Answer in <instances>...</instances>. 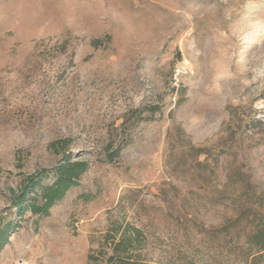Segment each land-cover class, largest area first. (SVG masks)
Returning a JSON list of instances; mask_svg holds the SVG:
<instances>
[{
    "label": "rangeland",
    "instance_id": "1",
    "mask_svg": "<svg viewBox=\"0 0 264 264\" xmlns=\"http://www.w3.org/2000/svg\"><path fill=\"white\" fill-rule=\"evenodd\" d=\"M263 94L264 0H0V213L64 150L91 162L0 264H88L114 225L140 264H264Z\"/></svg>",
    "mask_w": 264,
    "mask_h": 264
},
{
    "label": "trees",
    "instance_id": "2",
    "mask_svg": "<svg viewBox=\"0 0 264 264\" xmlns=\"http://www.w3.org/2000/svg\"><path fill=\"white\" fill-rule=\"evenodd\" d=\"M94 44L98 47L101 41L98 40ZM159 110L156 107L150 108L152 114ZM247 126L250 129L264 127V117L251 119ZM129 143V139L125 137L109 143L104 149L103 159L98 160L109 164L114 163ZM197 152L201 154L206 151L198 149ZM57 153H61L59 149ZM90 168L91 162L83 153H68L64 150L61 160L55 166L24 177L18 189L11 191L10 203L0 213V252L9 244L11 235L22 227V221L27 214L36 217L37 223L48 218L52 209L64 200L70 191L79 187L83 176ZM82 198L86 201L90 200L87 195H82ZM248 211L249 209L245 210V212ZM141 236L139 229L129 226L122 229L121 226L114 225L105 235V243L100 250L88 256V264H97L100 260L99 256L105 254L106 246L112 250L108 264H140L141 255L137 249ZM248 243L259 251H264V227L252 233Z\"/></svg>",
    "mask_w": 264,
    "mask_h": 264
}]
</instances>
